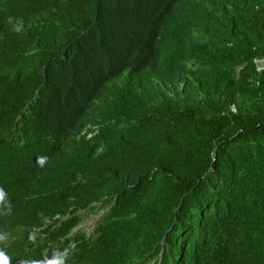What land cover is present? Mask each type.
Wrapping results in <instances>:
<instances>
[{
  "label": "trees",
  "instance_id": "1",
  "mask_svg": "<svg viewBox=\"0 0 264 264\" xmlns=\"http://www.w3.org/2000/svg\"><path fill=\"white\" fill-rule=\"evenodd\" d=\"M263 65L264 0H0L10 264H264Z\"/></svg>",
  "mask_w": 264,
  "mask_h": 264
},
{
  "label": "rangeland",
  "instance_id": "2",
  "mask_svg": "<svg viewBox=\"0 0 264 264\" xmlns=\"http://www.w3.org/2000/svg\"><path fill=\"white\" fill-rule=\"evenodd\" d=\"M97 210L99 211L100 209L94 208L85 212H81V222L77 229H80V231L87 232V234H90L93 231V227L96 223H98L101 215L104 212H97Z\"/></svg>",
  "mask_w": 264,
  "mask_h": 264
},
{
  "label": "clouds",
  "instance_id": "3",
  "mask_svg": "<svg viewBox=\"0 0 264 264\" xmlns=\"http://www.w3.org/2000/svg\"><path fill=\"white\" fill-rule=\"evenodd\" d=\"M12 17H9V22H12ZM23 29H22V26H21V23H16L15 24V26H14V28H13V31H15V32H17V33H19V32H21ZM5 199V193L2 191V190H0V202H2L3 200ZM96 209V208H95ZM99 211H101V209L99 210ZM98 210H97V212H99ZM104 210H102V212H103ZM83 212H85V211H83ZM80 214H81V212H80ZM97 224V223H96ZM96 224H95V226H96ZM80 225V224H79ZM78 225V226H79ZM77 226V227H78ZM95 226L93 227V229L95 228ZM77 227H76V229L74 230V231H76V230H78L77 229ZM0 264H10V258L6 255V253L4 252V251H2V250H0Z\"/></svg>",
  "mask_w": 264,
  "mask_h": 264
}]
</instances>
